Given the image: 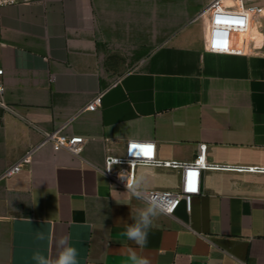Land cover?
Segmentation results:
<instances>
[{"label":"crops","instance_id":"0c3cea01","mask_svg":"<svg viewBox=\"0 0 264 264\" xmlns=\"http://www.w3.org/2000/svg\"><path fill=\"white\" fill-rule=\"evenodd\" d=\"M228 2L231 0H227ZM212 0H34L0 7V264H264V0L224 50L207 47ZM102 104L81 110L97 94ZM86 137L55 150L45 131ZM128 139L161 159H207L191 210L160 215L140 248L121 233L144 205L101 170ZM147 189H178V167L141 165ZM43 233L44 240L38 235Z\"/></svg>","mask_w":264,"mask_h":264},{"label":"built area","instance_id":"2783aa9c","mask_svg":"<svg viewBox=\"0 0 264 264\" xmlns=\"http://www.w3.org/2000/svg\"><path fill=\"white\" fill-rule=\"evenodd\" d=\"M34 0H0V7L14 3H28ZM258 12L256 0H212L210 14V28L207 36V47L211 50H224L229 48L233 32L244 29L248 20ZM4 71L0 67V74ZM2 85H0V90ZM102 104V93L97 94L81 110H95ZM86 137L83 135H70L62 129L45 131L44 141L53 144L55 150L67 149L75 155H80L84 148ZM135 146V147H134ZM150 146L152 155L143 153ZM207 143H200L197 154L192 161H179L176 159H161L156 152V142L149 139H128L122 154H108L105 157L101 170L109 177L111 183L126 188V181L119 178L120 172H129L137 177V169L141 165H160L178 167L182 171L181 183L176 190L147 189L148 195L159 201L161 205L173 213L182 200L188 210H191L195 194L200 192L201 171L210 167H228L211 163L207 159ZM28 155L10 165L0 172V179L13 175L25 164ZM251 171H264L260 166L238 167ZM111 169V170H108Z\"/></svg>","mask_w":264,"mask_h":264},{"label":"clouds","instance_id":"9594fccd","mask_svg":"<svg viewBox=\"0 0 264 264\" xmlns=\"http://www.w3.org/2000/svg\"><path fill=\"white\" fill-rule=\"evenodd\" d=\"M119 178L126 181L127 192L131 193L134 198L141 201L144 205L136 210V214L132 216L134 222L128 224L126 231L121 233V235L143 248L148 242V230L153 225L154 220L160 215L167 214L170 209L163 207L159 201L148 195L147 180L143 174L133 177L129 172L122 171L119 173ZM38 238L44 240L45 236L40 233ZM57 249L58 252L55 257L51 255L45 256L40 252H36L33 255V260L37 264H78V249L72 246L67 238L61 237L57 241ZM128 260L130 264H151L148 258L138 255L131 248L128 250Z\"/></svg>","mask_w":264,"mask_h":264},{"label":"snow or ice","instance_id":"6c2138e0","mask_svg":"<svg viewBox=\"0 0 264 264\" xmlns=\"http://www.w3.org/2000/svg\"><path fill=\"white\" fill-rule=\"evenodd\" d=\"M134 147H135V146H134ZM143 154H144L145 156H151V155H152V152H151L150 146L148 147V150H146Z\"/></svg>","mask_w":264,"mask_h":264}]
</instances>
